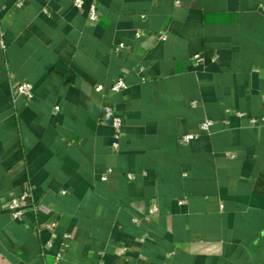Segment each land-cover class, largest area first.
I'll use <instances>...</instances> for the list:
<instances>
[{"label":"crops","instance_id":"crops-1","mask_svg":"<svg viewBox=\"0 0 264 264\" xmlns=\"http://www.w3.org/2000/svg\"><path fill=\"white\" fill-rule=\"evenodd\" d=\"M0 30V264H264V0H0Z\"/></svg>","mask_w":264,"mask_h":264},{"label":"built area","instance_id":"built-area-1","mask_svg":"<svg viewBox=\"0 0 264 264\" xmlns=\"http://www.w3.org/2000/svg\"><path fill=\"white\" fill-rule=\"evenodd\" d=\"M85 0H73V4L75 7L77 8H82L84 6ZM98 17H99V13H98V7L97 5L93 4L90 7L89 13L87 15V18L89 20L90 23H95L98 21ZM122 47V46H121ZM121 47H118L117 49H120ZM6 48V42L4 39V33L2 30H0V49H4ZM207 56L204 53H200L197 54L194 57V60L196 62L197 65H201L202 63H204L207 60ZM210 60L213 62L217 61V57L216 56H211ZM127 88V84L124 80V78H119L112 86V91L113 93H119L122 92L123 90H125ZM34 85L31 82H21L18 86H17V90L16 93L18 96L24 97L27 100H31L34 98L35 96V90H34ZM98 89H101L98 86ZM193 105H195V102L193 103ZM56 109H59V107H56ZM104 111V118L106 120H109L112 124V126L116 129H120L122 124H123V120L122 118H120L119 116H117L112 108V106L110 105H105L103 108ZM253 123H258V120L253 119L252 120ZM262 122H264V117L261 119ZM215 125V120L207 118L205 119L202 123H201V130L203 132H211L213 126ZM197 136V134H187L184 136V141L189 142L192 139H194ZM118 137V135H117ZM115 148H118V143L116 142L114 144ZM130 179H134L135 176L132 174H129L128 176ZM66 191H63V194H65ZM32 197V193L30 191H25L23 192L21 195L19 196H14L12 197L9 202H8V209L10 210L11 215L13 216V218L18 219L21 216H23V214L25 213V207L27 206L28 201L31 200ZM31 207L35 212H43V213H51L54 208L43 204V203H36V202H31ZM159 207L157 204H154L150 210H149V214L152 215L156 212H158ZM57 222L56 221H52L49 223L48 227L52 230H55L57 228ZM65 239H69L71 237V235L69 233L64 234Z\"/></svg>","mask_w":264,"mask_h":264},{"label":"water","instance_id":"water-1","mask_svg":"<svg viewBox=\"0 0 264 264\" xmlns=\"http://www.w3.org/2000/svg\"><path fill=\"white\" fill-rule=\"evenodd\" d=\"M161 35H162V34L159 33V32L155 33L156 38L160 37Z\"/></svg>","mask_w":264,"mask_h":264}]
</instances>
